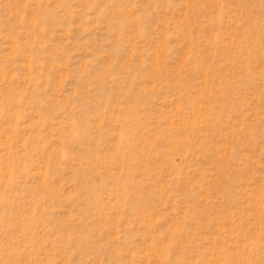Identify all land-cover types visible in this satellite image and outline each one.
Wrapping results in <instances>:
<instances>
[{"label":"rangeland","instance_id":"rangeland-1","mask_svg":"<svg viewBox=\"0 0 264 264\" xmlns=\"http://www.w3.org/2000/svg\"><path fill=\"white\" fill-rule=\"evenodd\" d=\"M0 264H264V0H0Z\"/></svg>","mask_w":264,"mask_h":264}]
</instances>
